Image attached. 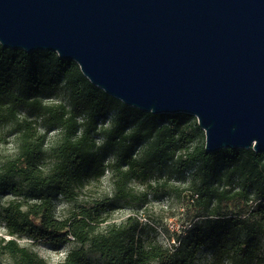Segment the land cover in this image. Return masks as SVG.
<instances>
[{"label": "trees", "instance_id": "obj_1", "mask_svg": "<svg viewBox=\"0 0 264 264\" xmlns=\"http://www.w3.org/2000/svg\"><path fill=\"white\" fill-rule=\"evenodd\" d=\"M44 96L56 100L44 102ZM5 127L16 152L0 167V190L10 188L12 196L0 210L9 237H0V258L46 264L16 241L28 238L76 244L61 264H93L92 256L103 264H192L207 242L201 222L170 246L136 238L139 223L132 218L98 229L108 206L132 197V180L156 168L172 166L174 172L180 165L189 172L186 204L217 239L213 264L225 258L244 264L254 257L256 238L264 234V154L251 149L206 153L194 117L128 107L90 84L74 62L52 52L0 45V130ZM53 130L59 139L47 144ZM106 154L113 158L107 161ZM107 170L115 192L110 204L55 215L57 200L71 202L85 179L99 180Z\"/></svg>", "mask_w": 264, "mask_h": 264}, {"label": "water", "instance_id": "obj_2", "mask_svg": "<svg viewBox=\"0 0 264 264\" xmlns=\"http://www.w3.org/2000/svg\"><path fill=\"white\" fill-rule=\"evenodd\" d=\"M0 45L74 62L128 107L194 117L206 153L264 154V0H0Z\"/></svg>", "mask_w": 264, "mask_h": 264}, {"label": "rangeland", "instance_id": "obj_3", "mask_svg": "<svg viewBox=\"0 0 264 264\" xmlns=\"http://www.w3.org/2000/svg\"><path fill=\"white\" fill-rule=\"evenodd\" d=\"M59 96L58 101L62 100L63 95L59 94ZM52 100H56V98L48 99L47 96H44V102ZM105 125H108V122ZM58 139L59 132L56 130L49 132L46 136L47 144H54ZM101 143L102 138L97 137L96 144ZM202 143H205L204 135ZM15 152L14 136L10 127H5L0 130V167L11 159ZM105 158L109 161L113 157L111 154H106ZM146 176H141L130 182L129 189L132 197L117 201L105 209L103 213L105 223L101 224L98 229L103 230L109 224L118 225L128 218H132L139 223L136 238L170 246L177 242L178 238L186 236L194 223L201 222L205 225L207 242L197 252L192 264H213L217 239L211 233L209 225L204 223L203 219L195 217V211L189 209L186 204L189 194L185 190L189 185V172H182L181 165L175 167L172 172V166H169L151 170ZM114 193L113 173L107 170L99 180L85 179L77 189V196L71 202L57 200L55 215L58 218H63L72 208L106 203L114 199ZM11 198L10 188L4 187L0 190V210ZM191 236L194 234L191 233ZM0 237L9 239L5 234L1 220ZM241 239L243 238L241 237ZM16 241L19 246L35 252L46 264H61L68 252L77 247L73 242L60 245L51 242L34 243L28 238L16 239ZM255 244L254 257L245 261L244 264H264V234L257 236ZM92 261L93 264H103L95 256H92ZM0 264H14V262L9 257L2 256ZM222 264H232V262L225 258Z\"/></svg>", "mask_w": 264, "mask_h": 264}]
</instances>
